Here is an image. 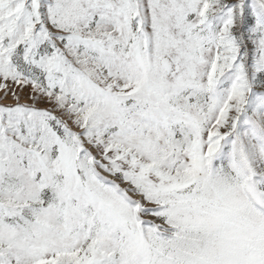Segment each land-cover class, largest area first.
Here are the masks:
<instances>
[{
  "label": "snow or ice",
  "instance_id": "obj_1",
  "mask_svg": "<svg viewBox=\"0 0 264 264\" xmlns=\"http://www.w3.org/2000/svg\"><path fill=\"white\" fill-rule=\"evenodd\" d=\"M0 264H264V0H0Z\"/></svg>",
  "mask_w": 264,
  "mask_h": 264
}]
</instances>
